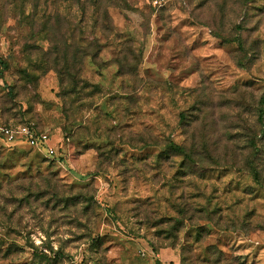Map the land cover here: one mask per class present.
I'll list each match as a JSON object with an SVG mask.
<instances>
[{
    "label": "rangeland",
    "instance_id": "1",
    "mask_svg": "<svg viewBox=\"0 0 264 264\" xmlns=\"http://www.w3.org/2000/svg\"><path fill=\"white\" fill-rule=\"evenodd\" d=\"M0 122V264H264V0H0Z\"/></svg>",
    "mask_w": 264,
    "mask_h": 264
},
{
    "label": "built area",
    "instance_id": "2",
    "mask_svg": "<svg viewBox=\"0 0 264 264\" xmlns=\"http://www.w3.org/2000/svg\"><path fill=\"white\" fill-rule=\"evenodd\" d=\"M0 140L9 145L24 143L42 150L47 149L51 155L54 153V150L49 144L48 133H38L36 129L29 124L12 125L0 122Z\"/></svg>",
    "mask_w": 264,
    "mask_h": 264
},
{
    "label": "trees",
    "instance_id": "3",
    "mask_svg": "<svg viewBox=\"0 0 264 264\" xmlns=\"http://www.w3.org/2000/svg\"><path fill=\"white\" fill-rule=\"evenodd\" d=\"M175 149H178V150H182V148L180 146H177V145H174L173 146ZM157 264H160V260H157Z\"/></svg>",
    "mask_w": 264,
    "mask_h": 264
}]
</instances>
